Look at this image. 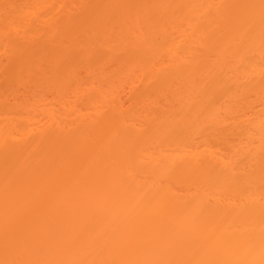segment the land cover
I'll return each mask as SVG.
<instances>
[{
    "label": "bare ground",
    "instance_id": "6f19581e",
    "mask_svg": "<svg viewBox=\"0 0 264 264\" xmlns=\"http://www.w3.org/2000/svg\"><path fill=\"white\" fill-rule=\"evenodd\" d=\"M5 262L264 264L262 0H0Z\"/></svg>",
    "mask_w": 264,
    "mask_h": 264
},
{
    "label": "rangeland",
    "instance_id": "374dc122",
    "mask_svg": "<svg viewBox=\"0 0 264 264\" xmlns=\"http://www.w3.org/2000/svg\"><path fill=\"white\" fill-rule=\"evenodd\" d=\"M129 101H130V96L129 95L125 96V102L129 103Z\"/></svg>",
    "mask_w": 264,
    "mask_h": 264
},
{
    "label": "snow or ice",
    "instance_id": "6c2138e0",
    "mask_svg": "<svg viewBox=\"0 0 264 264\" xmlns=\"http://www.w3.org/2000/svg\"><path fill=\"white\" fill-rule=\"evenodd\" d=\"M262 4H264V0H262ZM7 264V262H5ZM12 264H16V262H12Z\"/></svg>",
    "mask_w": 264,
    "mask_h": 264
}]
</instances>
